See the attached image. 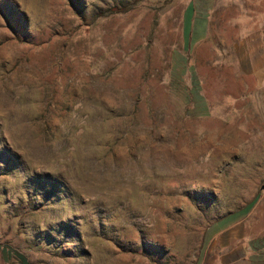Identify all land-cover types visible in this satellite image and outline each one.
<instances>
[{
  "label": "rangeland",
  "instance_id": "374dc122",
  "mask_svg": "<svg viewBox=\"0 0 264 264\" xmlns=\"http://www.w3.org/2000/svg\"><path fill=\"white\" fill-rule=\"evenodd\" d=\"M191 1L0 0V264H258L230 238L256 192L231 80L189 70L213 56Z\"/></svg>",
  "mask_w": 264,
  "mask_h": 264
},
{
  "label": "crops",
  "instance_id": "0c3cea01",
  "mask_svg": "<svg viewBox=\"0 0 264 264\" xmlns=\"http://www.w3.org/2000/svg\"><path fill=\"white\" fill-rule=\"evenodd\" d=\"M220 1L212 10L203 0L190 2L185 30L196 42L191 54L196 53L198 43L211 40L213 56L204 62L192 58L189 70L211 71L213 75L206 77L231 80L222 94L229 103H237L236 126L243 135L235 137L234 157L238 175L244 179L240 181L250 185L256 196L241 201L243 212L237 216L236 229L229 227L230 238L239 240L238 262L248 263L253 255L258 264H264V0ZM197 3H206L208 8L203 12ZM201 63L206 65L204 69Z\"/></svg>",
  "mask_w": 264,
  "mask_h": 264
},
{
  "label": "trees",
  "instance_id": "16d2710c",
  "mask_svg": "<svg viewBox=\"0 0 264 264\" xmlns=\"http://www.w3.org/2000/svg\"><path fill=\"white\" fill-rule=\"evenodd\" d=\"M122 10L118 7H112L107 10L106 13L112 14V13H120Z\"/></svg>",
  "mask_w": 264,
  "mask_h": 264
}]
</instances>
